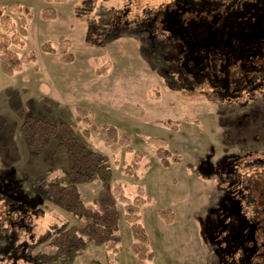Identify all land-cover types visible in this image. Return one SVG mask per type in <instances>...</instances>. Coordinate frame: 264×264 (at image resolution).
Returning <instances> with one entry per match:
<instances>
[{
  "label": "rangeland",
  "instance_id": "374dc122",
  "mask_svg": "<svg viewBox=\"0 0 264 264\" xmlns=\"http://www.w3.org/2000/svg\"><path fill=\"white\" fill-rule=\"evenodd\" d=\"M170 1L0 0V31L16 29L21 41L13 49L37 58L12 76L0 67V185L13 178L16 190L35 203L23 212L0 197V264H140L126 219L137 205L154 253L146 264H235L230 228L239 224V214H226L222 206L229 192L238 197L239 172L253 186L264 181V95L227 102L205 88L179 91L166 85L159 55L143 52L154 41L138 21ZM14 4L31 8V19L9 8ZM78 8L88 11L78 15ZM116 15L123 33L104 44L88 40L90 22L106 23ZM46 41L57 51H44ZM70 52L75 58L66 62ZM27 115L66 122L79 141L106 157L121 250L83 237L57 252L54 236L82 225L85 217L66 209L47 189L54 182H72L83 202L95 205L102 184L71 176L70 153L58 150L54 137L32 149L21 132ZM106 125L115 126L117 141L108 140L100 128ZM159 148L169 151L170 160L182 161L165 168ZM240 156L241 166L228 172ZM163 208L174 214L172 223L160 215ZM248 214L254 215L253 206ZM221 223L226 229L213 239Z\"/></svg>",
  "mask_w": 264,
  "mask_h": 264
},
{
  "label": "trees",
  "instance_id": "16d2710c",
  "mask_svg": "<svg viewBox=\"0 0 264 264\" xmlns=\"http://www.w3.org/2000/svg\"><path fill=\"white\" fill-rule=\"evenodd\" d=\"M9 8L25 13L28 19L32 17L31 8L25 5L14 4ZM78 9V15L88 11ZM145 14L138 25L152 34L154 43L143 52L149 57L159 55L162 62L159 73L167 86L179 91L205 88L211 97L227 102L245 94L253 97L255 94L264 95V0H171ZM216 14L220 15L217 24L213 23ZM45 18H54V15ZM27 25V22L22 23V31L26 32ZM129 26L133 27L132 24ZM123 27L121 17L117 15L106 23L94 20L89 24L87 38L92 43L104 44L123 33ZM8 31H0V67L6 75L12 76L25 63L36 62L37 58L35 54L13 49L15 41L21 39L16 29ZM43 50L56 52L57 48L46 41ZM74 58L72 52L63 57L66 62ZM100 128L109 141H117L119 134L115 126ZM21 132L32 149L45 146L48 138L54 137L57 149L70 153L71 176L85 180L99 179L102 184L95 205L85 204L72 182L63 185L54 182L47 189L66 209L85 217L82 225L72 226L54 236L53 244L57 245V252L64 251L69 244L75 245L74 242L82 243L83 237L112 251L121 250L117 198L110 188L112 170L106 157L79 141L74 130L64 121L56 123L46 117L27 115ZM157 154L165 168L182 161L176 156L170 160L169 151L165 148H159ZM137 160L139 162V156ZM241 164L240 156L234 159L227 171H236ZM234 181L238 186V197L229 192L222 206L226 214H239V224L234 223L230 228L234 246L230 255L237 256L235 264H264V181L256 180L257 185L253 186V180L245 178L240 172ZM17 184L10 178L9 182L0 185V197L9 201L10 208L19 207L26 212L35 207V203L16 190ZM250 206L254 207V215L248 214ZM139 213L137 205L128 211L126 219L131 223L135 239L131 249L138 254L140 264H146L145 260H151L154 253L149 248V235ZM159 213L172 223L174 214L169 208L160 209ZM215 229L218 232L211 235L213 239L222 235L226 223L219 224Z\"/></svg>",
  "mask_w": 264,
  "mask_h": 264
},
{
  "label": "water",
  "instance_id": "95a60500",
  "mask_svg": "<svg viewBox=\"0 0 264 264\" xmlns=\"http://www.w3.org/2000/svg\"><path fill=\"white\" fill-rule=\"evenodd\" d=\"M220 20V15L216 14L214 17H213V23L217 24Z\"/></svg>",
  "mask_w": 264,
  "mask_h": 264
}]
</instances>
